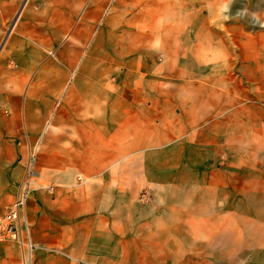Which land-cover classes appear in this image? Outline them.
Masks as SVG:
<instances>
[{"label":"rangeland","instance_id":"1","mask_svg":"<svg viewBox=\"0 0 264 264\" xmlns=\"http://www.w3.org/2000/svg\"><path fill=\"white\" fill-rule=\"evenodd\" d=\"M135 1L104 0L78 60L65 66L55 54L65 71L48 82L54 97L36 100L37 115L48 111L27 146L37 153L31 264H264V207L249 200L264 196V0ZM128 9L144 16L134 20L146 34L137 53L126 48L111 69L84 67L110 12ZM134 39L124 34L123 45ZM102 71L111 93L129 97L134 140L114 132L97 142L85 171L73 165L82 135L67 118L91 116L75 86ZM41 72L32 84L47 82ZM221 235L222 248L212 243ZM22 253L9 242L0 264H22Z\"/></svg>","mask_w":264,"mask_h":264},{"label":"crops","instance_id":"2","mask_svg":"<svg viewBox=\"0 0 264 264\" xmlns=\"http://www.w3.org/2000/svg\"><path fill=\"white\" fill-rule=\"evenodd\" d=\"M86 1L0 0V208L14 199L15 185L22 172L19 157L26 154L28 142L37 135L39 124L46 118L48 107L43 105L37 115L36 100L38 96L44 100L53 98L55 85L48 82L53 81L54 71H65V67H56L55 54L69 63L77 61L79 45L87 43L88 31L96 25L101 13L104 0H91L90 6L84 8ZM134 1L131 0L132 5ZM143 17L134 14V10H125L121 15L112 10L94 37L93 54L88 55L84 67L98 63L105 70L111 69L126 48L137 53L138 42H144L146 34L143 24L135 25L134 20ZM127 33L133 34L135 39L131 45L125 43L124 46L123 37ZM101 46L105 50L103 55L98 50ZM71 49L73 53L68 56ZM64 64L67 66V62ZM39 71L47 82L32 84ZM105 72L110 71L82 74L75 86L82 91L80 108L91 116L79 119L80 112L75 110L67 118L82 135L81 149L75 155L77 163L73 165L80 166L82 161L85 171L94 170L96 166V156L100 154L97 142L100 146L101 142L113 140L114 132L134 140V131L128 127L133 115L123 120L128 117L125 108L129 97L109 91ZM40 92L43 94H38ZM115 124L118 125L116 129L112 128ZM103 154L111 155L109 152ZM224 237L221 235L212 243L222 248ZM7 243L1 247L0 259ZM21 259L24 264L23 253Z\"/></svg>","mask_w":264,"mask_h":264},{"label":"built area","instance_id":"3","mask_svg":"<svg viewBox=\"0 0 264 264\" xmlns=\"http://www.w3.org/2000/svg\"><path fill=\"white\" fill-rule=\"evenodd\" d=\"M36 149L29 150L26 167L18 184L14 199L7 209L0 212V250L7 242L19 244L23 250L24 264H31L35 242L31 233L27 204L32 190L35 170Z\"/></svg>","mask_w":264,"mask_h":264},{"label":"bare ground","instance_id":"4","mask_svg":"<svg viewBox=\"0 0 264 264\" xmlns=\"http://www.w3.org/2000/svg\"><path fill=\"white\" fill-rule=\"evenodd\" d=\"M35 170H36V163H35ZM171 172V171H170ZM173 172V171H172ZM170 175V174H169ZM167 176V175H166ZM167 178V177H166ZM34 180V179H33ZM162 180V179H161ZM158 183V182H157ZM164 187V186H163ZM249 200H251L252 202H254L256 205H258L260 208L261 207H264V196H262V197H259V196H257V195H254V194H250L249 195ZM175 208V207H174ZM189 211V210H188ZM178 215V214H177ZM185 215V214H184ZM212 216V215H211ZM127 222V221H126ZM218 241H220V240H218ZM216 243V242H215ZM216 245V244H215ZM216 249V248H215ZM157 251V250H156ZM155 251V252H156ZM173 251V250H172ZM159 252V251H158ZM174 252V251H173ZM62 254H64L63 252H62ZM172 255L174 254V253H171ZM175 255H176V253H175ZM174 255V256H175ZM169 256V255H168ZM177 256V255H176ZM173 257V256H172ZM128 258V257H127ZM130 259V258H129ZM128 259V260H129ZM173 259V258H172ZM127 260V261H128ZM173 260H175V259H173ZM129 263V262H128ZM183 263V262H182ZM176 264V263H175Z\"/></svg>","mask_w":264,"mask_h":264}]
</instances>
